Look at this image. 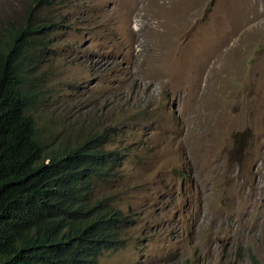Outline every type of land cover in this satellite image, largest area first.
<instances>
[{"label":"rangeland","instance_id":"374dc122","mask_svg":"<svg viewBox=\"0 0 264 264\" xmlns=\"http://www.w3.org/2000/svg\"><path fill=\"white\" fill-rule=\"evenodd\" d=\"M29 7L39 139L120 156L96 264H264V0H0V38Z\"/></svg>","mask_w":264,"mask_h":264},{"label":"trees","instance_id":"16d2710c","mask_svg":"<svg viewBox=\"0 0 264 264\" xmlns=\"http://www.w3.org/2000/svg\"><path fill=\"white\" fill-rule=\"evenodd\" d=\"M27 10L25 23L0 38V264H96L122 241L119 208L89 199L113 153L101 148L100 132L50 149L39 139L22 68L29 34L47 25L32 26Z\"/></svg>","mask_w":264,"mask_h":264},{"label":"clouds","instance_id":"9594fccd","mask_svg":"<svg viewBox=\"0 0 264 264\" xmlns=\"http://www.w3.org/2000/svg\"><path fill=\"white\" fill-rule=\"evenodd\" d=\"M100 134L103 135V138H104V142L103 144L105 143V141L107 140L106 137L104 136V133L103 132H100ZM103 144L101 146V148H103ZM104 149V148H103ZM104 150H107V149H104ZM108 151H111L113 154L112 155H108V160H107V173L100 179L96 180L95 182H92V184H90V188H89V191H90V194L92 192V189L95 187V185L100 182V181H107V180H113L115 178V175H116V172H117V164L119 162V158L120 156L118 155L119 153L117 152V150H108ZM94 173L92 172V178L94 179ZM90 197V196H89ZM101 197H98V199H100ZM96 199V198H95ZM121 211V209H119ZM122 212V211H121ZM123 216H124V220L122 222L119 223V229L123 226V224L127 221V217L126 215L122 212ZM119 232V230H118ZM120 233V232H119ZM121 237V235H120ZM122 239V238H121ZM116 242H119V239L118 241ZM107 249H111V248H107ZM107 249H103L101 250L102 252L104 250H107ZM101 252V253H102ZM100 255V254H99ZM98 255V257H99ZM97 257V259H98ZM97 263V262H96Z\"/></svg>","mask_w":264,"mask_h":264}]
</instances>
